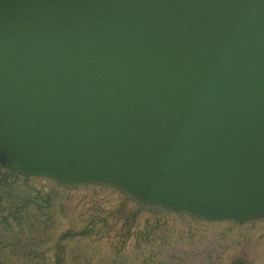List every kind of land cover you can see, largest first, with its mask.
Segmentation results:
<instances>
[{"label": "water", "instance_id": "obj_1", "mask_svg": "<svg viewBox=\"0 0 264 264\" xmlns=\"http://www.w3.org/2000/svg\"><path fill=\"white\" fill-rule=\"evenodd\" d=\"M0 167L264 217V0H0Z\"/></svg>", "mask_w": 264, "mask_h": 264}, {"label": "rangeland", "instance_id": "obj_2", "mask_svg": "<svg viewBox=\"0 0 264 264\" xmlns=\"http://www.w3.org/2000/svg\"><path fill=\"white\" fill-rule=\"evenodd\" d=\"M264 264V217L206 220L0 168V264Z\"/></svg>", "mask_w": 264, "mask_h": 264}, {"label": "trees", "instance_id": "obj_3", "mask_svg": "<svg viewBox=\"0 0 264 264\" xmlns=\"http://www.w3.org/2000/svg\"><path fill=\"white\" fill-rule=\"evenodd\" d=\"M11 171H14V170H11Z\"/></svg>", "mask_w": 264, "mask_h": 264}]
</instances>
